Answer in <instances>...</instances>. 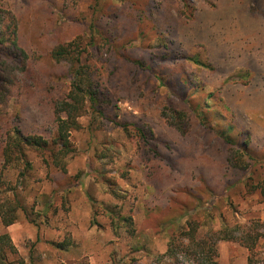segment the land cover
Segmentation results:
<instances>
[{
  "label": "rangeland",
  "instance_id": "374dc122",
  "mask_svg": "<svg viewBox=\"0 0 264 264\" xmlns=\"http://www.w3.org/2000/svg\"><path fill=\"white\" fill-rule=\"evenodd\" d=\"M3 1L20 16L24 35H29L27 42L33 45L34 58L43 68L44 80L52 83L55 98L62 99L69 89L65 66L48 57L57 33L64 42L77 36L94 37L101 48L100 57L94 55L95 48H88L94 57L90 59L100 69L103 93L113 99L108 118L87 113L79 119L81 129L70 135L74 153L68 158L66 175L46 167L33 152L27 155V166L17 163L3 171L0 200L12 197V188H16L26 207L18 212L14 224L7 228L0 225V233H8L17 250V256L9 261L19 257L28 264H120L122 259L134 258V264H152L153 255L165 252L170 232L185 228L191 217L203 231L228 227L255 238L251 249L238 242L218 243V264H264V200L258 193L247 196L240 187V192L233 191L229 197L206 193L197 200L186 193L188 189L200 193L199 172L214 167L213 162L224 155L215 134L220 128L217 120L204 111L190 112L192 141L182 139L167 123L169 90L153 77L133 76L126 61L136 58L147 62L146 54L161 56L166 46L171 53L184 51L210 64L212 69L187 62L181 72L164 62L154 63L158 71L181 84L192 79L195 84L184 89L185 102L195 97L198 103L205 99L213 103V109L236 131L250 135V149L263 153L264 0H186L197 9L194 21L175 24L170 34L146 27V40L134 34L123 36L111 51L117 54L115 64L89 26L100 18L103 25L107 14L124 7L128 0ZM163 5L171 21L180 17L178 0H163ZM128 40L132 45L126 44ZM111 66L116 67L112 74ZM20 109L17 100L10 103V113ZM26 116L29 123L43 126L44 113L29 110ZM112 121L148 123L156 140L174 152L190 147L189 170L156 188L141 164L144 156L132 128L128 138ZM227 125L221 127L227 129ZM111 191H116L117 197ZM107 209L130 217L132 228L121 223L115 224L116 229L112 227ZM184 212L187 214L181 216ZM59 243L67 245L57 249Z\"/></svg>",
  "mask_w": 264,
  "mask_h": 264
},
{
  "label": "trees",
  "instance_id": "16d2710c",
  "mask_svg": "<svg viewBox=\"0 0 264 264\" xmlns=\"http://www.w3.org/2000/svg\"><path fill=\"white\" fill-rule=\"evenodd\" d=\"M178 2L180 17L171 21L169 15H166L163 0H128L124 7L108 13L103 25L102 18L97 19L89 26V30L98 36L102 45L108 49L109 61L115 64L117 54L111 51L123 36L134 34L133 36L146 40L147 32L143 31L146 27L159 32L168 31L170 34L175 24L185 25L187 21H194L197 9L186 0ZM6 5V2L0 0V183L2 173L6 169L17 163L24 166L29 164V152L37 154L49 169L66 175L68 158L74 153L70 135L81 129L79 119L87 113L93 117L108 118L107 112L112 107L113 99L103 93L100 69L90 59L94 57L91 51H88V48H95L94 55L100 57L101 48L94 43V37L86 39L84 36H77L64 42L61 35L55 31L56 37L48 48V57L56 65L65 66L64 75L69 82V89L64 97L57 99L51 93L52 83L44 80L43 68L38 66L34 58L35 51L32 50L33 45L27 42L29 35H24L20 16ZM161 27H164V30ZM126 44L132 45V40H128ZM146 55L147 62L136 58H126V61L132 68L133 76L153 77L160 86L169 90L171 96L166 99V108L170 118L167 123L172 132L184 140L192 141L190 130L194 124L191 125L189 113L196 110L213 116L218 122L217 126H220L215 129V134L225 151L224 155L218 162H213L214 167H205V172H199L203 190L199 193L188 189V196L193 200L206 193L229 197L233 191L240 192L238 189L243 187L247 196L258 193L264 200V152L252 151L250 135L245 131H236L225 117H220L218 111L213 109V103L206 99L198 103L195 97L185 102L184 89H189L195 84L192 79L188 80V83L186 81V84H181L158 71L154 63L164 62L163 65L167 64L169 68L179 69L181 72H184L183 68L187 62L199 68L212 69L210 64L201 62L195 56L189 57L184 51L171 53L166 46L161 56H155L152 52ZM108 69L110 74L116 71V67H112L113 70L109 67ZM13 100H17L21 105V109L14 114L9 111ZM29 110L44 113L45 120L41 124L43 126L28 122L26 112ZM112 122L115 127L121 128L128 138L129 128H132L144 156L143 159L141 157V164L148 172L149 182L156 188L160 189L170 177H182L184 172L189 170L193 156L190 147H182L174 152L171 147L156 140L154 129L148 123L128 125L119 121ZM224 124H228L227 129L221 127ZM167 150L170 152H166ZM26 171L27 168L24 172ZM216 172L217 176L214 175ZM20 175L24 177L25 174ZM13 190L12 197L0 200V225L3 228L17 221L20 210H26L20 193L16 188H12ZM111 194L117 197L116 191H111ZM107 210L112 227L116 229V225L121 223L132 228L130 217H121L113 209ZM185 214L187 212L180 215ZM220 242H238L251 249L255 238L248 232L238 233L228 227L217 231H203L200 223L190 217L185 223V228L173 229L170 232L165 252L153 255L152 264H180L182 261L189 264H218L217 245ZM65 245L59 243L55 247L62 250ZM11 256L16 257L17 250L9 234L0 233V264H28L19 257L11 262ZM135 261L134 258H127L122 259L120 264H134Z\"/></svg>",
  "mask_w": 264,
  "mask_h": 264
}]
</instances>
